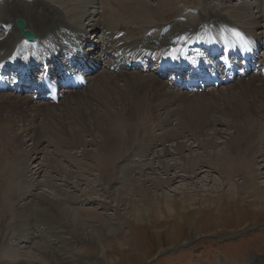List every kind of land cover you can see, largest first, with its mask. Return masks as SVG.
<instances>
[{
	"label": "bare ground",
	"instance_id": "1",
	"mask_svg": "<svg viewBox=\"0 0 264 264\" xmlns=\"http://www.w3.org/2000/svg\"><path fill=\"white\" fill-rule=\"evenodd\" d=\"M128 1L127 12L118 0H0V127H12L8 136L0 134V163L4 151L15 150L2 160V167L0 164L4 175L3 181L0 176L1 195L7 196L5 190L13 201L0 213V257L4 264H74L75 258L81 264H96L80 248L82 242L98 243L101 255L107 254L102 238L119 233L122 224L117 217H122L124 210L126 215L136 210L134 215L139 219L148 210L141 204L134 209L130 204L136 198L123 197L129 186L138 192L139 185L138 194L152 205L158 202L161 206V201L173 199L163 189L162 197L151 191L150 186L162 187L158 171L168 183H174L185 178L192 181L202 172L209 175L210 170L204 171L207 168L220 172L227 183L239 174L244 187H256L257 176L263 174L264 129L246 139L230 136L232 139L222 145L223 153L205 151L209 159L196 151L199 146L204 148L199 136L209 148L223 138V129L205 131L209 125H227L212 119V106H202L208 100L230 101V110L235 112L236 107L248 125H264V58L255 53L264 45V25L250 12V6L260 0H245L235 9L228 6V0H218V6H198L199 2L190 0H154L156 5L148 0ZM88 8L91 11L85 10ZM18 19L35 34L34 43L24 41L15 25ZM92 34L99 39L91 41ZM94 69H103L102 75L94 76ZM251 70L255 75L247 80ZM81 75L87 76L86 89L91 84L90 94L76 97L80 91L71 78ZM46 77L54 90L44 89ZM32 86H36L38 97L33 93L30 97L19 95L20 90ZM113 88L115 94L110 90ZM207 91H212L211 98L201 101ZM51 97L58 103L62 100L63 107L56 108ZM96 97L98 102L94 103ZM70 103L76 104L74 108L67 106ZM178 104H185L188 114L172 115ZM43 119L53 121L68 136L76 161L104 154L102 171L113 167L119 180L132 182L110 192V197H115L114 206L93 197L95 192L102 197L108 189L102 185L103 178L85 184L89 190L79 194L81 173L73 177L63 168L47 167L49 175L43 180L45 167L31 169V159H22L18 150L29 142L33 145L28 151L31 158L40 154L38 146L45 143V131L40 129ZM176 122L193 124L194 132L178 131ZM156 130L160 134L156 135ZM78 152H82L79 157ZM175 156H180L179 162ZM136 174L141 175L140 181ZM64 187L67 194L61 199L58 196ZM76 208H89L94 222L77 219ZM110 208L112 214L99 211L109 212ZM117 246L128 253L122 241ZM107 258L114 263V257ZM256 262L264 264V258ZM212 264L229 263L220 259Z\"/></svg>",
	"mask_w": 264,
	"mask_h": 264
},
{
	"label": "rangeland",
	"instance_id": "2",
	"mask_svg": "<svg viewBox=\"0 0 264 264\" xmlns=\"http://www.w3.org/2000/svg\"><path fill=\"white\" fill-rule=\"evenodd\" d=\"M118 1L125 6L126 11L128 12L130 1ZM190 1L192 3L196 1L199 2L198 6L219 5L217 3L218 0ZM244 1L245 0H228L227 4L231 9H235ZM150 2L151 4L154 3V5L157 4L154 0L147 1V3ZM123 7L121 8L122 10ZM85 10L91 11V8ZM187 11V13L189 14L194 13L193 10ZM250 12L254 15V17L255 15L259 16L260 18L256 20H258L261 24L263 22L264 25V18H261V16L264 15V0H260L256 3V5L250 6ZM177 17H180V15H178ZM84 24L87 25V23ZM238 24L243 25L242 23ZM90 37H92L91 41L93 42L99 39V36L97 37V39H95L96 36L93 34L90 35ZM255 53L257 54V57L264 58V45L261 48H257ZM242 63L243 65H246V62H243V60ZM102 72L103 69H99L94 76L99 75L98 77H100L102 75ZM254 75V70L249 71L247 73V80ZM90 82L93 81L91 80ZM90 85L87 89L84 88L79 90L80 92H78L76 97H80L84 94H90L88 93L90 91ZM110 90L114 94L115 92H117L114 88ZM210 90H212V88ZM212 91H207V93L204 95L207 97H204L201 101L211 98L209 96V93ZM32 93H35L34 89L23 90L20 91V96L30 97L29 95H31ZM96 95L92 94V96ZM61 101L60 103L56 104V108L61 109L63 107V102ZM93 102H98V98L96 97ZM229 102L223 100L222 98H218L212 102L208 100L206 102L207 105L205 103L202 104V106L205 105V107H207L208 105H210L209 107L212 106L214 108V112L212 113L213 118L211 117L212 119H216L227 124L226 127H222L217 123L211 124L205 129V131L211 132L214 131V127H217L219 129H223L224 131L223 138H219L218 142L215 143L216 145L214 148H209L208 144L204 141V138L202 136H199L198 142L200 141L201 144H203L204 148L202 149L200 148V146L198 148V143H196L195 148L199 149H196V151H198V156H201V158H203L204 156L203 159L210 158L209 156L205 155L207 154L205 152L207 150H209V153L212 151L211 154L216 155L221 154V152L223 153L222 145L227 139H234L237 138V136L239 137L240 135L243 137V139H246L247 137L261 134L262 130L264 129V125L260 123H255L253 126L248 125L241 117L242 115L240 111L235 107L234 103L232 105L235 107L234 110L236 111L232 112L230 110ZM70 104H67V106L71 108H74V106L76 105L75 103ZM187 111L188 107L185 104H178V106H174L172 108L171 114L176 115L180 112L188 114ZM236 112L238 114H235ZM233 114L236 118H238L239 116L240 117L236 119ZM40 126L41 131L43 133L45 131L43 135V141H45V143L38 146L40 154H38L34 159L31 158V155L28 154V151L31 150L33 145L30 142L27 143L28 140L24 149H22L21 152L20 150H18V154H20V156L22 155V159H31L29 160L31 169H33L32 167L43 165V168H46H44V172L41 174V179L44 178L43 180L48 178V168L53 167L63 168L69 173V175L72 174L73 177L78 176L75 175V173H81L83 176H79L81 177L79 182L80 188L77 190V193L79 194L83 192L85 193L89 190V187H86L85 184L92 185L96 183L97 180L101 181V179L103 178L102 185L109 186L108 189L104 191L102 197L99 196L97 192H95L96 195H94L93 197L98 200L100 199L104 203H110L112 206H114L115 197L113 196L114 199L110 197V195L112 196L110 192H112L115 188L129 186L131 181L129 182V180H119V175L116 173L113 167H106L103 172L100 164L103 162L104 154H100L99 156L95 154V156L93 157H81L82 161H76V151L73 150L72 145L67 141L66 137L68 136H65L63 132L58 130L54 126L53 121L49 119H43V121L40 122ZM176 126L178 128V131L188 133L194 132V126L191 123L179 125L176 122ZM11 129V126L0 127V134L5 133V135L8 136L9 130ZM155 134L158 135L160 133L156 130ZM192 143H194V141H192ZM171 148L173 147L171 146ZM14 152L15 150L13 149V147L10 149V151H7V153L6 151H4L3 153L5 154L2 156V160H5V157L13 154ZM186 154L189 155L188 153ZM81 155L82 152H78V157ZM196 155L197 154H194V157H196ZM68 157L71 158V161H68ZM175 157V159L179 162L180 156L179 158L177 156ZM182 157H186V155L184 154L182 155ZM2 160L1 167L3 166L4 161ZM201 162L202 160H200V164H202ZM207 170H210L209 175L206 172H202L201 174H199V176H197V178L194 176L192 181L190 179L188 180V178H185L186 180L184 181H181L179 179L174 183H168L167 177L164 175V173L158 171V176L162 180V187L157 188L150 186L151 191L157 194V196L160 195L159 197H162L161 194L166 191V195L168 194L173 197L171 201H161V206L160 203L158 204V202H156L155 204L153 203V206L146 196L138 194L141 192V188L139 185L138 192L135 191L132 186H129L130 191L127 194L125 193L123 197L126 199L128 196L129 199L131 198V201H134L136 198V200L130 205H133L134 209H137V206L139 204H141V207L143 208H146V206H148L147 212L143 215V217L141 215V217L137 219V217L134 215L138 213L136 210L131 213L128 212L127 215L126 211L124 210L125 212L123 211L122 217H117V219L122 224L119 233H108L107 237L102 238L104 239V248L107 251V254L101 255V251L97 247L98 243L92 244L90 242H82L80 248L84 249L85 255L93 259V262L96 264H110L111 258H107V256L114 257L115 261L113 264H212L214 261L220 259L228 262L229 264H248L250 260V264H257L256 260L258 258H264V171H261L263 173L261 176H257L255 182L256 187L255 185H253L254 187L251 186V188L246 184V187H244V184H242L243 181L239 174L233 180H230L227 183L225 181L228 179L222 178L221 174H219L220 172H213L211 169L207 168L204 169V171ZM176 173L178 175L180 174V176L185 175L181 171H176ZM225 173L228 174V172ZM0 176L1 180L3 181L4 175L0 173ZM125 176L128 175L126 174ZM135 176L136 178L139 177V181L142 178L139 174H136ZM1 180L0 213L2 214V212L6 211L9 201L12 200L9 197L8 192H6L5 190H3V192L7 196L4 198L1 195ZM77 181L78 180L76 179L75 182ZM44 189L47 190V187ZM161 189L165 191H162ZM62 190H64V192L60 190L62 195L58 197H60L61 199H65V196L67 194L65 190L67 189L64 187V189ZM121 191L123 192V189ZM131 195L133 197H130ZM136 195L139 196L137 197ZM111 210L112 208H110L109 212H106L102 209H99L102 214H112L113 211ZM75 211L77 213L75 214L78 216L77 219L82 218L83 220H87L85 222H87L88 224H92L94 222L92 220L93 212L89 208H76ZM154 211H156V213ZM1 222L2 221H0V223ZM120 241H122L126 245L128 253L122 252L117 246ZM114 244L115 246L112 250V246ZM60 251H62V249H60ZM65 253H67V251H65ZM73 262L74 264H81L78 258L73 259ZM0 264H4L1 257Z\"/></svg>",
	"mask_w": 264,
	"mask_h": 264
},
{
	"label": "water",
	"instance_id": "3",
	"mask_svg": "<svg viewBox=\"0 0 264 264\" xmlns=\"http://www.w3.org/2000/svg\"><path fill=\"white\" fill-rule=\"evenodd\" d=\"M16 25H17V28L19 29V31L21 32V34H23L25 39H27L30 42L35 40V35L30 30L26 29V24L23 20L18 19L16 21Z\"/></svg>",
	"mask_w": 264,
	"mask_h": 264
}]
</instances>
